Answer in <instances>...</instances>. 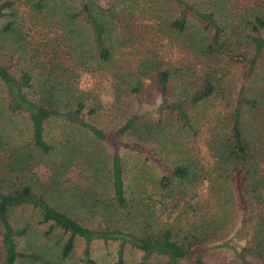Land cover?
<instances>
[{
	"label": "trees",
	"instance_id": "1",
	"mask_svg": "<svg viewBox=\"0 0 264 264\" xmlns=\"http://www.w3.org/2000/svg\"><path fill=\"white\" fill-rule=\"evenodd\" d=\"M93 241L264 264V0H0V264Z\"/></svg>",
	"mask_w": 264,
	"mask_h": 264
},
{
	"label": "rangeland",
	"instance_id": "2",
	"mask_svg": "<svg viewBox=\"0 0 264 264\" xmlns=\"http://www.w3.org/2000/svg\"><path fill=\"white\" fill-rule=\"evenodd\" d=\"M102 86L107 85L106 82L102 78H92L88 75L84 77L80 85L84 87H92L94 85ZM105 99L107 96L104 97ZM138 101L140 103V106L142 108H150L151 104L154 102V100L149 96L146 95V93L142 94L138 97ZM127 106H129V109L134 106V102L130 99H125L124 102ZM120 112V107H119ZM115 114V111L113 108L109 109V111L101 113V115L98 117L97 121L100 123L102 127H104L106 130L114 128L115 124L120 121ZM80 241L76 242L74 256H78L80 253ZM115 249L116 244L110 243V244H103L101 241H93L91 245V253L93 258L99 263V264H111L114 256H115ZM124 256L126 259H132L136 258V253H132L129 249H125Z\"/></svg>",
	"mask_w": 264,
	"mask_h": 264
}]
</instances>
